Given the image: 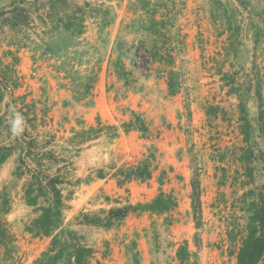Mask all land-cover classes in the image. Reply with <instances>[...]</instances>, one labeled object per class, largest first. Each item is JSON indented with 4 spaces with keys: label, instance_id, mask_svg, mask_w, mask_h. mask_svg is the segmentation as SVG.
<instances>
[{
    "label": "rangeland",
    "instance_id": "374dc122",
    "mask_svg": "<svg viewBox=\"0 0 264 264\" xmlns=\"http://www.w3.org/2000/svg\"><path fill=\"white\" fill-rule=\"evenodd\" d=\"M150 14L164 35L143 29ZM257 88L264 110V0H0V147L11 148L0 163V264H36L50 247L28 230L44 204L24 198L36 168L63 179V228L91 248L84 264H179L184 242L185 264H235L240 196L264 180L258 130L252 183L238 159L239 97L254 124ZM9 105L24 117L19 136ZM132 112L145 130L126 127ZM145 159L150 178L123 179ZM160 191L177 203L164 213L131 211L108 227L83 217Z\"/></svg>",
    "mask_w": 264,
    "mask_h": 264
},
{
    "label": "trees",
    "instance_id": "16d2710c",
    "mask_svg": "<svg viewBox=\"0 0 264 264\" xmlns=\"http://www.w3.org/2000/svg\"><path fill=\"white\" fill-rule=\"evenodd\" d=\"M141 25L145 31L151 34L164 35L160 32V29L163 28L165 23L163 21L160 23L155 21L152 14H150L148 19ZM150 55L152 59L166 60L168 63L171 62L169 52L167 51L166 53H162L160 50L153 48L150 49ZM173 75V71L170 70L168 72L167 81L170 93H174V89L176 88ZM228 76L227 73H223L221 77L226 80ZM230 89L235 90L236 87ZM255 92L259 110L254 119V124L252 120L248 118L244 101L240 97L238 103L239 129L244 143L238 156L239 161L242 163L243 184L253 182L252 162L256 159V155L250 143V138L255 130L259 131L264 142V110L261 108L262 99L259 89L257 88ZM218 109V106H208L206 112L209 115H215ZM132 115L133 118L126 122V127L130 128L138 125V128L145 130L146 126L139 116L134 112H132ZM10 150V146L0 147V163L10 154ZM120 172L123 173V179L126 180L132 178L139 180L148 179L151 176L150 162L145 159L127 169H120ZM62 183L63 179L57 174H44L39 168L30 169V180L24 190L25 201L28 205L36 206L38 197L42 195L44 204L39 206V215L32 220L28 230L32 231L35 235L51 237L48 251L43 253L41 257L36 260V264H84L92 252L91 248L78 242L77 236L72 230L63 228L62 216L66 204L59 188V184ZM191 199L193 203V194ZM240 201L241 209L245 213V234L241 238L235 253V264H264V180L259 186L244 190L240 196ZM176 205V200L171 193L160 191L149 202L126 204L121 207L109 208L105 211L103 218H92L87 215H83V217L88 223L101 224L104 227H108L113 220H119L131 211L161 214L174 208ZM57 230L59 234H56ZM227 233L228 237L233 240V229L228 230ZM188 254L187 244L184 242V244L180 245L176 250V258L179 264H185Z\"/></svg>",
    "mask_w": 264,
    "mask_h": 264
},
{
    "label": "clouds",
    "instance_id": "9594fccd",
    "mask_svg": "<svg viewBox=\"0 0 264 264\" xmlns=\"http://www.w3.org/2000/svg\"><path fill=\"white\" fill-rule=\"evenodd\" d=\"M8 111L10 113L9 127L14 136H19L24 131V117L17 112L14 105H9Z\"/></svg>",
    "mask_w": 264,
    "mask_h": 264
},
{
    "label": "crops",
    "instance_id": "0c3cea01",
    "mask_svg": "<svg viewBox=\"0 0 264 264\" xmlns=\"http://www.w3.org/2000/svg\"><path fill=\"white\" fill-rule=\"evenodd\" d=\"M101 103H102L101 100L98 98V100H96V104H95V109L100 111V113L103 112V106L101 105ZM130 183H128V184H130Z\"/></svg>",
    "mask_w": 264,
    "mask_h": 264
}]
</instances>
